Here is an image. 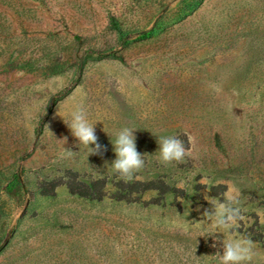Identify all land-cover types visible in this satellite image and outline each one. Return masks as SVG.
I'll return each mask as SVG.
<instances>
[{
  "label": "rangeland",
  "instance_id": "374dc122",
  "mask_svg": "<svg viewBox=\"0 0 264 264\" xmlns=\"http://www.w3.org/2000/svg\"><path fill=\"white\" fill-rule=\"evenodd\" d=\"M81 105L103 156L64 122ZM123 127L128 183L105 165ZM160 136L192 157L161 163ZM229 185L223 236L264 264V0H0V264H220L204 197Z\"/></svg>",
  "mask_w": 264,
  "mask_h": 264
},
{
  "label": "clouds",
  "instance_id": "9594fccd",
  "mask_svg": "<svg viewBox=\"0 0 264 264\" xmlns=\"http://www.w3.org/2000/svg\"><path fill=\"white\" fill-rule=\"evenodd\" d=\"M64 122L72 136L78 141L79 147L83 145L89 148V155L103 156L104 152L107 151L106 146L98 142L99 138L96 135L95 126L89 121L82 105L77 106L70 113V119ZM135 130L123 127L115 133L113 140L104 129L111 139L115 154V159L110 163L106 161L105 165L110 166L117 179L125 183L131 182L134 178L139 179L136 174L145 166L144 155L137 150ZM157 143L159 145L156 151L158 153L157 159L165 165L172 162L183 163L186 157L193 155L192 149L186 148L184 142L176 136H160ZM66 151L68 155L72 154L71 150L66 149ZM99 178L103 179V175H99ZM205 179L203 177L201 183H204ZM110 187L111 185H106V188ZM176 187L183 189L185 187L184 182H178ZM238 196V190L229 185L222 201L206 194L204 197L210 207L204 210L202 223L206 230L216 233V235L222 234L219 241L221 247L220 264H246V262L252 261L255 255L250 239L223 236L224 232L235 228L238 221L244 219ZM210 246L216 248L217 241L213 239Z\"/></svg>",
  "mask_w": 264,
  "mask_h": 264
},
{
  "label": "trees",
  "instance_id": "16d2710c",
  "mask_svg": "<svg viewBox=\"0 0 264 264\" xmlns=\"http://www.w3.org/2000/svg\"><path fill=\"white\" fill-rule=\"evenodd\" d=\"M95 185H96V183H95ZM85 187H86V188H91V186H89V185H85ZM70 188H71L72 191H74V192H78L77 189H76L73 185H70ZM147 188H148V187H146V189H147ZM91 189H92V188H91ZM83 194H84V193H83Z\"/></svg>",
  "mask_w": 264,
  "mask_h": 264
},
{
  "label": "water",
  "instance_id": "95a60500",
  "mask_svg": "<svg viewBox=\"0 0 264 264\" xmlns=\"http://www.w3.org/2000/svg\"><path fill=\"white\" fill-rule=\"evenodd\" d=\"M125 40L122 41V43L124 42Z\"/></svg>",
  "mask_w": 264,
  "mask_h": 264
}]
</instances>
